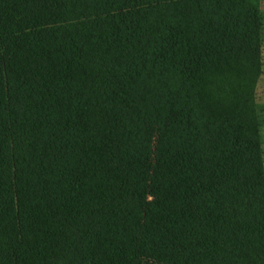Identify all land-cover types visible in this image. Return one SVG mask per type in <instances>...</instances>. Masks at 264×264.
I'll use <instances>...</instances> for the list:
<instances>
[{
	"label": "trees",
	"instance_id": "1",
	"mask_svg": "<svg viewBox=\"0 0 264 264\" xmlns=\"http://www.w3.org/2000/svg\"><path fill=\"white\" fill-rule=\"evenodd\" d=\"M262 50L261 0H0V264H264Z\"/></svg>",
	"mask_w": 264,
	"mask_h": 264
},
{
	"label": "rangeland",
	"instance_id": "2",
	"mask_svg": "<svg viewBox=\"0 0 264 264\" xmlns=\"http://www.w3.org/2000/svg\"><path fill=\"white\" fill-rule=\"evenodd\" d=\"M262 1V15H263V73L259 79L258 85H257V107H258V113L260 117V123H261V138L263 141V151H264V0ZM263 157H264V152H263ZM156 228L155 224L149 225V227H145V235L146 237H155L153 235V230ZM152 232V234L150 233Z\"/></svg>",
	"mask_w": 264,
	"mask_h": 264
},
{
	"label": "crops",
	"instance_id": "3",
	"mask_svg": "<svg viewBox=\"0 0 264 264\" xmlns=\"http://www.w3.org/2000/svg\"><path fill=\"white\" fill-rule=\"evenodd\" d=\"M262 5H263V4H262V1H261V9L263 10Z\"/></svg>",
	"mask_w": 264,
	"mask_h": 264
}]
</instances>
